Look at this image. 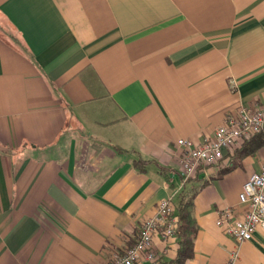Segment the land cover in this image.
<instances>
[{
  "label": "crops",
  "instance_id": "1",
  "mask_svg": "<svg viewBox=\"0 0 264 264\" xmlns=\"http://www.w3.org/2000/svg\"><path fill=\"white\" fill-rule=\"evenodd\" d=\"M262 102L264 0H0V264H107L184 188H200L185 264H225L237 244L217 220L245 211L264 147L181 187L177 141ZM154 249L172 260L177 238ZM239 252L264 264V229Z\"/></svg>",
  "mask_w": 264,
  "mask_h": 264
},
{
  "label": "built area",
  "instance_id": "2",
  "mask_svg": "<svg viewBox=\"0 0 264 264\" xmlns=\"http://www.w3.org/2000/svg\"><path fill=\"white\" fill-rule=\"evenodd\" d=\"M261 131H264V102L240 106L199 144L190 139H179L180 158L171 175L180 176L183 187L200 168L219 164L239 140ZM172 200V197L160 200L155 215L143 220L134 244L116 253L107 264H141L143 260L154 262L158 258L154 249L155 238L160 236L168 240L176 235L178 218L174 214ZM239 201L246 206L241 216L233 208H225L217 220V224L237 244L225 264H236L240 257V244L252 240L259 227L264 229V160L260 170L243 185Z\"/></svg>",
  "mask_w": 264,
  "mask_h": 264
},
{
  "label": "trees",
  "instance_id": "3",
  "mask_svg": "<svg viewBox=\"0 0 264 264\" xmlns=\"http://www.w3.org/2000/svg\"><path fill=\"white\" fill-rule=\"evenodd\" d=\"M264 147V131L258 132L249 138L241 139L230 151L229 162L222 167L220 175L234 170L242 165L244 159L255 155ZM135 165L138 169H145V161L137 160ZM200 171L198 170L191 178H199ZM190 178V179H191ZM189 179V180H190ZM200 188L184 190L179 196V200L174 208V214L178 218L176 235L178 242V250L176 258L172 260H163L157 258L149 264H185V262L194 255L195 240L199 230L196 218L194 216V199Z\"/></svg>",
  "mask_w": 264,
  "mask_h": 264
},
{
  "label": "water",
  "instance_id": "4",
  "mask_svg": "<svg viewBox=\"0 0 264 264\" xmlns=\"http://www.w3.org/2000/svg\"><path fill=\"white\" fill-rule=\"evenodd\" d=\"M201 177H202V175H201Z\"/></svg>",
  "mask_w": 264,
  "mask_h": 264
}]
</instances>
